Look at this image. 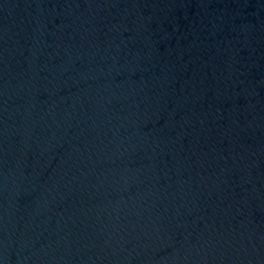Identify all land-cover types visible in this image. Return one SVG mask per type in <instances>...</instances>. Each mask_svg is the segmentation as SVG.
Segmentation results:
<instances>
[{"label":"water","instance_id":"1","mask_svg":"<svg viewBox=\"0 0 264 264\" xmlns=\"http://www.w3.org/2000/svg\"><path fill=\"white\" fill-rule=\"evenodd\" d=\"M0 264H264V0H0Z\"/></svg>","mask_w":264,"mask_h":264}]
</instances>
